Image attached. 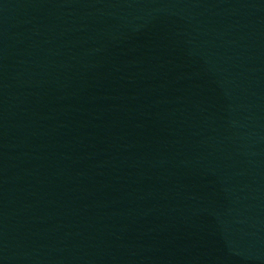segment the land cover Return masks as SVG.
<instances>
[{
    "label": "water",
    "instance_id": "95a60500",
    "mask_svg": "<svg viewBox=\"0 0 264 264\" xmlns=\"http://www.w3.org/2000/svg\"><path fill=\"white\" fill-rule=\"evenodd\" d=\"M0 264H264V0H0Z\"/></svg>",
    "mask_w": 264,
    "mask_h": 264
}]
</instances>
